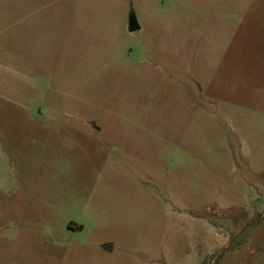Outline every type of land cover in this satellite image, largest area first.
I'll use <instances>...</instances> for the list:
<instances>
[{
	"label": "rangeland",
	"instance_id": "1",
	"mask_svg": "<svg viewBox=\"0 0 264 264\" xmlns=\"http://www.w3.org/2000/svg\"><path fill=\"white\" fill-rule=\"evenodd\" d=\"M0 264H264V0H0Z\"/></svg>",
	"mask_w": 264,
	"mask_h": 264
},
{
	"label": "water",
	"instance_id": "2",
	"mask_svg": "<svg viewBox=\"0 0 264 264\" xmlns=\"http://www.w3.org/2000/svg\"><path fill=\"white\" fill-rule=\"evenodd\" d=\"M128 29H129V30H135V29H136V28L134 27L133 23L131 22V20H130V22H129Z\"/></svg>",
	"mask_w": 264,
	"mask_h": 264
},
{
	"label": "trees",
	"instance_id": "3",
	"mask_svg": "<svg viewBox=\"0 0 264 264\" xmlns=\"http://www.w3.org/2000/svg\"><path fill=\"white\" fill-rule=\"evenodd\" d=\"M247 226H248V224H247Z\"/></svg>",
	"mask_w": 264,
	"mask_h": 264
}]
</instances>
